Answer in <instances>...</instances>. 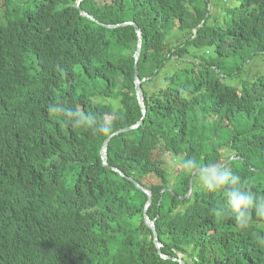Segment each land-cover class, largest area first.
I'll list each match as a JSON object with an SVG mask.
<instances>
[{
	"label": "trees",
	"instance_id": "obj_1",
	"mask_svg": "<svg viewBox=\"0 0 264 264\" xmlns=\"http://www.w3.org/2000/svg\"><path fill=\"white\" fill-rule=\"evenodd\" d=\"M75 2L0 0V264H180L129 177L163 254L264 264V0L80 3L112 28ZM127 21L146 111L108 144L123 176L100 149L142 118ZM209 166L252 194L242 219L200 187Z\"/></svg>",
	"mask_w": 264,
	"mask_h": 264
},
{
	"label": "clouds",
	"instance_id": "obj_2",
	"mask_svg": "<svg viewBox=\"0 0 264 264\" xmlns=\"http://www.w3.org/2000/svg\"><path fill=\"white\" fill-rule=\"evenodd\" d=\"M50 110L52 112H59L62 111V108L56 105ZM97 130L106 134L110 131V128L107 123L104 122L98 125ZM182 164L187 171H193L200 167L199 160L196 158H187L182 161ZM199 185L203 190L208 192L222 190L228 203L225 214L230 210L238 220L245 216L247 210L253 204L252 194L244 192L240 187L239 178L232 175L226 169L209 166V170L201 172L199 176Z\"/></svg>",
	"mask_w": 264,
	"mask_h": 264
},
{
	"label": "water",
	"instance_id": "obj_3",
	"mask_svg": "<svg viewBox=\"0 0 264 264\" xmlns=\"http://www.w3.org/2000/svg\"><path fill=\"white\" fill-rule=\"evenodd\" d=\"M83 0H76L75 2V7L78 8V10L80 11V13L92 20V21H95L97 24H100V25H103V26H106V27H109V28H112V27H115V26H119L120 24H117V25H109V24H103L99 21H97L92 15H90L89 13H87L85 10H83L81 7H80V3L82 2ZM122 25H132L134 26L135 28V31L137 33V36H138V45H137V49L134 53V60H135V72H134V84H135V92H136V96H137V100L139 102V105L141 107V111H142V118L136 122L135 124L129 126V127H126V128H123V129H119V130H116L114 132H112L109 136H107L105 138V140L103 141L102 145H101V149H100V154H101V161H102V164L106 167H109L117 172H119L121 175L124 176V174L116 167H113L111 166L110 164H108L107 162V149H108V144L111 140V138L123 131H127L129 129H134V128H137L139 127L142 123H143V118H144V115H145V107H144V104H143V90L141 88V82L143 80H141L139 78V73H138V70H137V62H138V59H139V56H140V52H141V41H142V35H141V30L139 28V26L133 22V21H127V22H124ZM196 171V170H195ZM194 171V172H195ZM129 179L136 185V187L138 189H140L142 192H144L148 198H147V201L145 203V206H144V210H143V220H144V223L151 229L152 231V236H153V242L157 248V252L158 254L164 258V259H172L174 261H177L178 263L180 264H187L182 258H181V255L179 254L177 257H170L168 255H165L162 253L161 251V242L158 238V234H157V230H156V227H155V219L151 220L147 214V209L149 208V206L151 205L152 203V194L151 192L149 191V189H147V187L143 186L142 184L138 183L136 180H134L133 178H130ZM192 192V182L190 184V187H189V190L187 192V195L185 197H189V195L191 194Z\"/></svg>",
	"mask_w": 264,
	"mask_h": 264
},
{
	"label": "rangeland",
	"instance_id": "obj_4",
	"mask_svg": "<svg viewBox=\"0 0 264 264\" xmlns=\"http://www.w3.org/2000/svg\"><path fill=\"white\" fill-rule=\"evenodd\" d=\"M100 1H102V2H106V1H110V0H100ZM251 68L252 69H262V68H264V61H263V59H261V58H259V60L258 59H256L252 64H251Z\"/></svg>",
	"mask_w": 264,
	"mask_h": 264
}]
</instances>
